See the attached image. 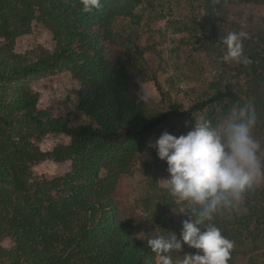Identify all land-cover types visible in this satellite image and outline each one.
Segmentation results:
<instances>
[{
  "label": "trees",
  "instance_id": "obj_1",
  "mask_svg": "<svg viewBox=\"0 0 264 264\" xmlns=\"http://www.w3.org/2000/svg\"><path fill=\"white\" fill-rule=\"evenodd\" d=\"M142 1L101 0L99 10L85 13L79 0H0V243L10 242L0 244V264H155L147 239L138 240L133 222L115 208L119 177L149 136L173 118H182L186 132L201 119L217 127L241 94L228 77L229 63L222 62L210 91L185 108L147 111L132 93L125 67L103 55L115 18L132 15ZM35 22L50 32L52 48L17 52L15 40ZM209 25L216 32L214 19ZM63 70L77 81L76 107L92 123L73 124L37 108L38 94L27 78ZM256 126L253 135L264 134V126ZM48 134H64L69 143L42 150L36 143ZM43 160L68 162L70 168L37 178L32 166ZM168 197L177 198L171 192ZM244 197V214L222 210L211 221L234 242L230 264L243 232L264 229V188L256 186ZM184 203L183 220L195 219L200 206ZM158 223L166 229L165 220Z\"/></svg>",
  "mask_w": 264,
  "mask_h": 264
},
{
  "label": "rangeland",
  "instance_id": "obj_2",
  "mask_svg": "<svg viewBox=\"0 0 264 264\" xmlns=\"http://www.w3.org/2000/svg\"><path fill=\"white\" fill-rule=\"evenodd\" d=\"M211 19L215 21L214 33L210 31ZM112 30L113 39L104 42V57L121 62L132 93L147 111L159 113L168 105L185 108L195 96L210 91L214 72L223 62L219 39L228 32L246 33L247 38L242 40L243 54L251 63L228 62L229 73H233L228 77L236 84L241 102L218 125L231 118L234 109L249 102L261 116L257 121H264V39L259 38H264V0H143L132 15L116 17ZM52 45L50 32L36 22L29 33L15 40V50L19 53L39 47L51 49ZM234 68H240L242 73L236 75ZM27 79L30 88L38 94L37 108L41 112L51 117H67L73 124L92 123L76 107L74 90L78 83L69 71ZM141 94L149 96L148 102L139 99ZM184 124L182 118L175 117L169 125L154 131L117 181L115 208L121 219L133 222L140 241L152 235L168 238L173 232L179 238L186 204L168 197L171 191L166 186L170 176L167 163L158 158L155 148L149 144L164 131L177 136L187 134ZM262 124L256 127L264 126ZM254 137L261 145L258 156L262 162L264 134ZM69 140L64 134H48L36 144L42 150H49ZM69 168L68 162L43 160L32 166V173L37 178L49 179L63 175ZM258 186L264 188V180ZM245 206L243 197L235 213L244 214ZM158 220L166 221V229H160ZM256 233L243 232L242 239L235 243L239 252L232 264H264V229L254 237ZM9 243L3 240L0 244L8 246ZM196 251L184 244L182 249L173 250L169 255L179 260L186 253Z\"/></svg>",
  "mask_w": 264,
  "mask_h": 264
},
{
  "label": "clouds",
  "instance_id": "obj_3",
  "mask_svg": "<svg viewBox=\"0 0 264 264\" xmlns=\"http://www.w3.org/2000/svg\"><path fill=\"white\" fill-rule=\"evenodd\" d=\"M79 2L85 13L102 7L101 0ZM244 38L246 33L228 32L219 39L223 62L251 63L243 54ZM139 99L148 102L149 96L141 94ZM256 123V108L249 102L234 109L222 125L213 127L201 119L187 134L164 131L150 142L158 158L167 163L170 176L166 186L172 195L200 206L195 219L190 216L182 221L179 238L174 232L168 238H147V247L157 257L155 264H228L234 242L211 221L222 210L235 212L244 195L264 180V164L258 156L261 145L253 135ZM205 221L209 223L202 230ZM184 244L198 251L174 260L169 253Z\"/></svg>",
  "mask_w": 264,
  "mask_h": 264
}]
</instances>
